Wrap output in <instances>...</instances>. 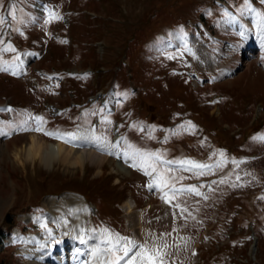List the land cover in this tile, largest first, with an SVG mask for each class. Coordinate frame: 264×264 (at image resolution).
I'll use <instances>...</instances> for the list:
<instances>
[{
	"label": "rangeland",
	"instance_id": "374dc122",
	"mask_svg": "<svg viewBox=\"0 0 264 264\" xmlns=\"http://www.w3.org/2000/svg\"><path fill=\"white\" fill-rule=\"evenodd\" d=\"M38 3L0 0V264H38L24 251L70 233L89 254L103 236V264H264V0ZM233 9L261 40H240ZM90 134L111 150L102 166L13 157L33 136Z\"/></svg>",
	"mask_w": 264,
	"mask_h": 264
},
{
	"label": "bare ground",
	"instance_id": "6f19581e",
	"mask_svg": "<svg viewBox=\"0 0 264 264\" xmlns=\"http://www.w3.org/2000/svg\"><path fill=\"white\" fill-rule=\"evenodd\" d=\"M41 8H42V5H40V9ZM248 20H250V21H248ZM248 20H247L248 23L254 21L253 19H248ZM231 21H233V20H231ZM256 24H258V23H256ZM235 27H237V28L243 27V24L241 23L240 19L238 22L236 20ZM238 52L239 53H237L235 55V58H233L234 59L233 63L231 62L232 65H231V67H229L230 69H233V68L235 69V67L237 65L239 67V64L243 60V56L241 54V51H238ZM261 54L259 53V55H261ZM57 136H61V135H57ZM89 136H90L89 137L90 141H87L88 140L87 138H83L81 136L82 137L81 139H85V142L87 143V145H83L82 141H74V142L70 141L69 142L70 144L68 143L69 145H62L60 143H58L57 145H49L48 143L46 144L45 142H43V140L38 138L37 136H33L30 139V142H28L29 145H27V148H24L23 150H20V151L16 150V152L13 153V157L15 159V162L17 164H20V165L23 164V161H21V158L19 156L21 154L26 159L38 158L40 161H42L46 165H52L54 162L60 161V162L66 164L68 166H73V167H77V166L84 167L87 162H89L90 164L102 166L108 160L107 156H109V155L104 156L103 150L105 152H108V150L105 149V147L103 145L102 146L92 145L91 140L93 137L91 136V134ZM69 139H71V138H69ZM88 145L95 148V149H102V150H98V151L91 150L88 147ZM109 159H111V158H109ZM111 160H112V163L114 166L116 164V169L118 171L129 174V168L126 165H124L121 161V160H123V156H121L120 154H117L116 158L114 159L115 161L113 159H111ZM132 207H133V203L132 202L130 203V201H128V203L126 204V207H125L127 212L130 213L132 211ZM72 235L71 236H62L60 238L61 243L59 245L57 244V245L53 246L52 244H49L51 246H49V249L47 250L46 255L45 254L41 255L38 251L36 252V250H33L30 253L31 254L30 257H36V259H37L36 261L38 262V264L42 260H45L46 262L53 263V264H83L82 259H83V261L86 260V262L84 261L85 264H96V263L100 264L99 263L100 261L97 258L95 253L97 252V253L101 254V253L105 252L107 249V246L103 245L102 243L97 244V242H96L95 247L97 249H94V252L89 254V253H87V250H86V245H88V243L85 241L86 242V245H85L84 239H83L84 236L82 234H79L78 236H83V237H81L80 239H76L77 237L72 236ZM75 235H77V234H75ZM73 237H75V238H73ZM63 238H65V239H63ZM81 241H83V242H81ZM101 242H104V240ZM35 243L37 245V244H40L42 242L37 240V241H35ZM97 245H99L101 247V249ZM93 255H94V258L91 257ZM84 256L85 257L89 256L90 257L89 260L87 258H83Z\"/></svg>",
	"mask_w": 264,
	"mask_h": 264
},
{
	"label": "snow or ice",
	"instance_id": "6c2138e0",
	"mask_svg": "<svg viewBox=\"0 0 264 264\" xmlns=\"http://www.w3.org/2000/svg\"><path fill=\"white\" fill-rule=\"evenodd\" d=\"M2 22L3 21L0 20V23H2ZM36 130L39 131V129H36ZM2 134H4V133H0V135H2ZM45 135H49V133H45ZM66 142H68V141H66ZM194 166L195 167H203L202 165H194ZM153 171H155V169H153ZM81 242H83V241H81ZM128 243L132 244L133 242L132 241H128ZM123 251H124V255L127 256L130 250L128 248H124ZM148 259H149V261H151L152 257L149 256ZM113 264H119V258H117V260L114 261Z\"/></svg>",
	"mask_w": 264,
	"mask_h": 264
},
{
	"label": "trees",
	"instance_id": "16d2710c",
	"mask_svg": "<svg viewBox=\"0 0 264 264\" xmlns=\"http://www.w3.org/2000/svg\"><path fill=\"white\" fill-rule=\"evenodd\" d=\"M6 218V217H5ZM7 223L9 222L10 223V221H6ZM10 231V227H8V229H7V231H5V232H1V234H0V243L3 241V239H4V236L8 233Z\"/></svg>",
	"mask_w": 264,
	"mask_h": 264
}]
</instances>
